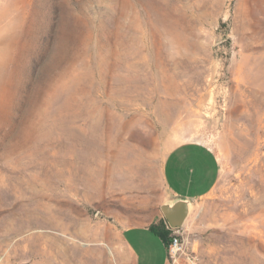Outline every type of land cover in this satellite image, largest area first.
I'll return each mask as SVG.
<instances>
[{
	"label": "rangeland",
	"instance_id": "obj_1",
	"mask_svg": "<svg viewBox=\"0 0 264 264\" xmlns=\"http://www.w3.org/2000/svg\"><path fill=\"white\" fill-rule=\"evenodd\" d=\"M190 141L220 171L187 249L264 264V0H0V264H96Z\"/></svg>",
	"mask_w": 264,
	"mask_h": 264
},
{
	"label": "crops",
	"instance_id": "obj_2",
	"mask_svg": "<svg viewBox=\"0 0 264 264\" xmlns=\"http://www.w3.org/2000/svg\"><path fill=\"white\" fill-rule=\"evenodd\" d=\"M219 171L218 159L208 146L190 141L172 147L161 170L169 201L193 203L206 197L216 185ZM150 224L98 231L93 256L88 246L86 258L96 264H169L165 245L148 230Z\"/></svg>",
	"mask_w": 264,
	"mask_h": 264
},
{
	"label": "built area",
	"instance_id": "obj_3",
	"mask_svg": "<svg viewBox=\"0 0 264 264\" xmlns=\"http://www.w3.org/2000/svg\"><path fill=\"white\" fill-rule=\"evenodd\" d=\"M168 227L171 232L165 248L169 264H200L199 256L187 249L180 229Z\"/></svg>",
	"mask_w": 264,
	"mask_h": 264
},
{
	"label": "water",
	"instance_id": "obj_4",
	"mask_svg": "<svg viewBox=\"0 0 264 264\" xmlns=\"http://www.w3.org/2000/svg\"><path fill=\"white\" fill-rule=\"evenodd\" d=\"M192 207L187 199H176L160 205V211L168 226L180 229L183 227Z\"/></svg>",
	"mask_w": 264,
	"mask_h": 264
},
{
	"label": "trees",
	"instance_id": "obj_5",
	"mask_svg": "<svg viewBox=\"0 0 264 264\" xmlns=\"http://www.w3.org/2000/svg\"><path fill=\"white\" fill-rule=\"evenodd\" d=\"M148 230L156 237H158L166 246L168 243L169 234L171 232L164 218L159 219L155 223L148 226Z\"/></svg>",
	"mask_w": 264,
	"mask_h": 264
}]
</instances>
